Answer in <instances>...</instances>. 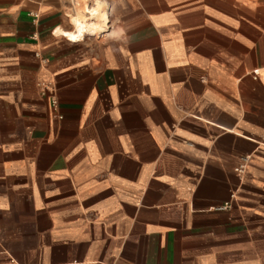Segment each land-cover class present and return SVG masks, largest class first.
Listing matches in <instances>:
<instances>
[{
	"label": "crops",
	"instance_id": "crops-1",
	"mask_svg": "<svg viewBox=\"0 0 264 264\" xmlns=\"http://www.w3.org/2000/svg\"><path fill=\"white\" fill-rule=\"evenodd\" d=\"M0 264H264V0H0Z\"/></svg>",
	"mask_w": 264,
	"mask_h": 264
},
{
	"label": "built area",
	"instance_id": "built-area-1",
	"mask_svg": "<svg viewBox=\"0 0 264 264\" xmlns=\"http://www.w3.org/2000/svg\"><path fill=\"white\" fill-rule=\"evenodd\" d=\"M52 103H53V106L54 107H57L58 106V100L56 98H53ZM240 170L243 171V168H241Z\"/></svg>",
	"mask_w": 264,
	"mask_h": 264
},
{
	"label": "bare ground",
	"instance_id": "bare-ground-1",
	"mask_svg": "<svg viewBox=\"0 0 264 264\" xmlns=\"http://www.w3.org/2000/svg\"><path fill=\"white\" fill-rule=\"evenodd\" d=\"M81 15V14H80ZM92 29V28H91ZM88 32V31H87Z\"/></svg>",
	"mask_w": 264,
	"mask_h": 264
}]
</instances>
